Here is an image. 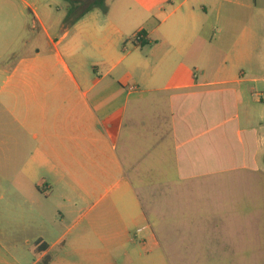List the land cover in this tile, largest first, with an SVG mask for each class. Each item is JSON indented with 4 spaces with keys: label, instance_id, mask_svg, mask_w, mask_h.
<instances>
[{
    "label": "crops",
    "instance_id": "obj_1",
    "mask_svg": "<svg viewBox=\"0 0 264 264\" xmlns=\"http://www.w3.org/2000/svg\"><path fill=\"white\" fill-rule=\"evenodd\" d=\"M72 1L0 0L1 28L32 29L47 46L0 65V264L232 261L223 204L236 174L264 165L253 30L264 0H130L106 14ZM226 5L230 28L237 8L248 12L246 34L227 52L203 38L192 53L187 32L218 23ZM142 20L153 21L138 30L147 44L121 50Z\"/></svg>",
    "mask_w": 264,
    "mask_h": 264
},
{
    "label": "rangeland",
    "instance_id": "obj_2",
    "mask_svg": "<svg viewBox=\"0 0 264 264\" xmlns=\"http://www.w3.org/2000/svg\"><path fill=\"white\" fill-rule=\"evenodd\" d=\"M93 1L94 0H81L80 3H83L84 6H90L93 5ZM120 1L131 4L130 0H105V4L107 8H112ZM158 1L164 4L168 3L167 0H157V2ZM228 7L229 5H226V7L224 6L222 18L218 23L215 24L214 21L207 20L204 25L205 28L198 30V36L197 33L196 36L191 35L190 30L187 32V36L192 37V47L190 49L192 53H194L199 49V47L202 46L201 39L203 38L215 39V45L227 52L229 48V45L227 44V42L229 41L228 39L235 38L237 36L241 37L246 34L248 28H244V26L248 24V12H243L241 10L242 8H237L236 19H234V24L230 28V25H228V21L226 20L228 19ZM259 13L260 12H257V15H259ZM115 15L120 21L121 19L119 16H121V12L118 11L115 13ZM140 22L142 24L141 27L137 22L135 23V25L124 29L127 33L125 34L123 41L119 45L121 50L125 44L127 45V51H130L132 49L131 47L133 46V44L131 41V37L139 29L145 28L148 31L151 30L148 26L151 27L153 21L142 20ZM218 26L221 27L220 32L216 30ZM253 30L254 33L259 36L258 42H260L258 45H256V52H261L264 50V42L261 41L264 39V25H262L261 22L259 25L253 26ZM56 31H58V29H51V34L54 35ZM10 37H12L11 29L0 27V49L5 47V41H12V44H9L10 53L5 54L4 59H0V65H10L14 63L17 57L21 56L22 52L26 51L27 49H31L34 47H39L42 49L47 48L46 44L44 43L43 35L41 34V37L38 36L37 32H33L32 29L23 28L16 36L12 38ZM24 42L27 43L25 44L27 45V48L23 47ZM140 51L141 52L136 53H139L141 55L146 54L148 51V46L143 47V49ZM127 60H125L123 64L126 63ZM133 76V80H135L136 78H140V71H135ZM235 177H237L238 179V184L237 187L235 186L231 188L232 191L230 194V200H232V203L223 204V228L224 230H230L231 239L233 240V242L236 241L238 243L234 244L233 246V260L228 261V259L226 258L221 259L218 257L209 261H205L203 260L200 252H191V258L187 261V264H264V165L259 171L251 173L240 172V174H236ZM246 196H248V200L245 199ZM237 199L238 202L236 204L235 202ZM236 209L238 212H240V215L241 213L244 214L246 213V211H249L250 215H252L251 218L238 220L232 219L230 214L234 213Z\"/></svg>",
    "mask_w": 264,
    "mask_h": 264
},
{
    "label": "trees",
    "instance_id": "obj_3",
    "mask_svg": "<svg viewBox=\"0 0 264 264\" xmlns=\"http://www.w3.org/2000/svg\"><path fill=\"white\" fill-rule=\"evenodd\" d=\"M76 1L81 2V0H75V2ZM92 8H99L102 13H104V14L107 13V6L105 4V0H94L93 5L89 6V9H92ZM145 34H146V32L144 30L138 31L132 37L133 44L136 46H143V45L147 44V41H145ZM263 162H264V156H263ZM46 247H47L46 244H40V245L37 244L35 250H36V252H40V251L45 250ZM49 262H50V257H46V258L42 259L39 264H48Z\"/></svg>",
    "mask_w": 264,
    "mask_h": 264
}]
</instances>
